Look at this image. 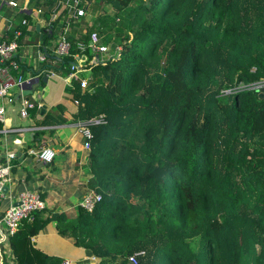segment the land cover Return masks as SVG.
<instances>
[{"label":"trees","instance_id":"16d2710c","mask_svg":"<svg viewBox=\"0 0 264 264\" xmlns=\"http://www.w3.org/2000/svg\"><path fill=\"white\" fill-rule=\"evenodd\" d=\"M25 8L7 34L19 30L20 42L21 19L37 10L34 39L56 73L48 78L69 70L78 43L91 55V31L107 54L81 73L85 86L70 81L56 104L63 111L35 120L88 128L85 187L100 197L91 210L44 203L21 218L7 236L15 264H60L33 241L52 220L95 264H264V94L238 86L264 79V0H27ZM60 36L69 48L58 56ZM25 96L29 112L35 102Z\"/></svg>","mask_w":264,"mask_h":264},{"label":"crops","instance_id":"0c3cea01","mask_svg":"<svg viewBox=\"0 0 264 264\" xmlns=\"http://www.w3.org/2000/svg\"><path fill=\"white\" fill-rule=\"evenodd\" d=\"M7 1L0 0V40L12 37L15 31L11 35L7 34L15 17L12 15L15 9H26V6L10 5ZM28 12L27 20L21 19L25 32L20 34L21 40L17 43L15 56L19 62L18 72L28 79L37 76V80L28 86H13L10 91L14 100L5 104V118L0 122V163L8 151L14 155L9 160L8 179L2 187L0 213L14 201L17 192L22 189H38L43 202L53 211L73 212L82 190L85 189V182L91 175L90 172L83 170L85 162L83 137L78 131L79 121L35 125V120L43 116L47 110L54 112L64 110L62 106L56 104L60 103L70 85L63 76L57 79L48 78L47 74L53 71L51 67L53 60L47 58L45 47L34 39L35 32L38 38L41 37L40 28L43 21L38 17L36 9L29 8ZM39 52L44 55L42 60L37 57ZM41 62L46 67L42 68L39 77L40 73L36 75L33 72ZM26 94L35 102V106L26 116H21L18 113L19 98L26 97ZM72 102L66 98L62 104L67 107ZM48 118L50 117H46L45 120ZM39 128L42 133L34 136ZM42 146L53 148L52 161H40L28 153V149H39ZM2 234L3 228L0 225V264H15L7 237ZM33 241L46 254L69 259L68 264H78L86 260L90 263L92 254L76 248L68 238L59 235L53 220L38 230Z\"/></svg>","mask_w":264,"mask_h":264},{"label":"built area","instance_id":"2783aa9c","mask_svg":"<svg viewBox=\"0 0 264 264\" xmlns=\"http://www.w3.org/2000/svg\"><path fill=\"white\" fill-rule=\"evenodd\" d=\"M27 0H8L7 3L10 5H23L26 6ZM77 1V0H74ZM84 8L78 7L75 8L72 12L73 16H78L83 14ZM19 35V31L15 30L12 37L7 39L0 40V122H3L5 118V104L7 102H11L14 100V96L11 94V88L13 86H21L24 80H28V78H24L21 73L18 72L19 62L15 56L17 49V40L16 37ZM88 48L91 51V55L88 56L84 51V47L82 44L78 43L77 47L79 48V52H75L73 54V61L69 64V70L63 75V78L69 82L71 80H77L79 86H85L87 82V75H83L81 73L88 72L92 63L96 61H104V56L107 54V48L104 44L97 43V37L94 31H91L89 34V41L87 43ZM69 48L68 41L60 36L54 41V49L53 52L56 55H62L67 53ZM38 59L42 60L44 55L42 52H39ZM87 62V63H86ZM12 70H16V73H13ZM55 73L51 70L47 74V76L54 75ZM239 87L249 88V89H260L264 86V79L253 82V83H238ZM75 101V100H74ZM32 102L28 100L26 97L20 96L19 105H18V113L21 116H26L28 113V108L32 106ZM90 121L97 122L100 120L99 117H91ZM78 125V131L82 136H88L89 131L88 128L81 124ZM83 147L88 148L87 141H83ZM28 153H31L35 156L36 159L40 161H49L54 156V150L50 146H42L39 149H28ZM14 153L8 151L5 154V158L0 163V199L3 196L2 187L8 179V171H9V160L13 157ZM100 195L93 188L85 187L82 190V194L77 201V204L82 206L86 210H91L95 205L96 201L99 199ZM44 202L39 194L38 189H22L19 190L16 194V198L10 204H8L1 216H0V225L3 228V236H8L12 234L21 218H31V212L34 210H38L43 206ZM90 259L94 261L97 258L94 255L90 256ZM128 260L130 262H135V258L133 255L128 256ZM69 259L63 258L60 261V264H68Z\"/></svg>","mask_w":264,"mask_h":264},{"label":"water","instance_id":"95a60500","mask_svg":"<svg viewBox=\"0 0 264 264\" xmlns=\"http://www.w3.org/2000/svg\"><path fill=\"white\" fill-rule=\"evenodd\" d=\"M36 28H37V26H36ZM36 80H37V76L31 77V78H29L28 80H24V81L22 82L21 86H28V85H30L32 82H36ZM27 91H29V90H27ZM258 93H259V95H263V94H264V86H262V87L259 89Z\"/></svg>","mask_w":264,"mask_h":264},{"label":"rangeland","instance_id":"374dc122","mask_svg":"<svg viewBox=\"0 0 264 264\" xmlns=\"http://www.w3.org/2000/svg\"><path fill=\"white\" fill-rule=\"evenodd\" d=\"M85 1H86V2H89V0H85ZM85 6H86V5H85ZM106 7H107V4H106V2H104V6H103V8H106ZM109 12H110V11H109ZM96 20H97V19H92V21H96ZM96 261H97V260L94 261V259H93V260H90V263L93 264V263H96Z\"/></svg>","mask_w":264,"mask_h":264}]
</instances>
